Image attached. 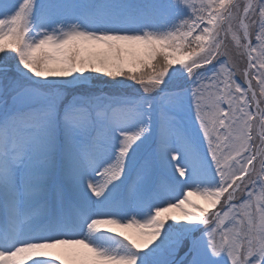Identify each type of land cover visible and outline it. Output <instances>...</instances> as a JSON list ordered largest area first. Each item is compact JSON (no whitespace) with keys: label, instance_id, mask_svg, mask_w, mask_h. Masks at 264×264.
Here are the masks:
<instances>
[{"label":"snow or ice","instance_id":"obj_1","mask_svg":"<svg viewBox=\"0 0 264 264\" xmlns=\"http://www.w3.org/2000/svg\"><path fill=\"white\" fill-rule=\"evenodd\" d=\"M0 264H264V0H0Z\"/></svg>","mask_w":264,"mask_h":264}]
</instances>
